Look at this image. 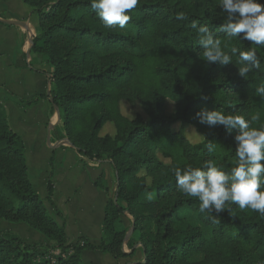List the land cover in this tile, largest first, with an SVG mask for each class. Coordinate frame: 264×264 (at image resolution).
<instances>
[{"label":"trees","instance_id":"obj_1","mask_svg":"<svg viewBox=\"0 0 264 264\" xmlns=\"http://www.w3.org/2000/svg\"><path fill=\"white\" fill-rule=\"evenodd\" d=\"M22 1L38 21L29 51L53 71L49 92L21 103L51 98L70 145L88 159L111 164L116 191L104 206L99 244L84 237L68 243L64 225L48 213L28 178L23 141L0 102V219L23 222L49 241L28 243L0 231V264H81L83 249L128 258L137 244L143 261L124 264H264V216L235 204L226 205L230 214L201 213L198 198L179 190L173 172L212 161L230 173L237 164L235 130L199 123L196 113L202 108L243 115L252 127L264 129V99L256 92L264 85V47L221 31L226 13L219 0H139L123 28L106 27L91 0ZM179 13L187 19L178 20ZM193 22L207 25L221 40L231 63L205 60ZM250 48L260 65L244 79L239 52ZM166 99L174 104L171 112ZM122 101L139 105L147 118L122 115ZM108 123L114 134L100 135ZM186 125L202 135L199 142L185 136ZM157 152L171 163L160 162ZM103 177L104 172L95 185L108 192ZM51 178L52 169L45 200L53 205ZM123 214L134 225L128 239L119 224Z\"/></svg>","mask_w":264,"mask_h":264},{"label":"crops","instance_id":"obj_2","mask_svg":"<svg viewBox=\"0 0 264 264\" xmlns=\"http://www.w3.org/2000/svg\"><path fill=\"white\" fill-rule=\"evenodd\" d=\"M0 18L24 23L22 26H16L0 22V102L5 108L10 127L23 141L28 178L48 213L57 223L64 225L68 243H74L78 238L84 237L97 245L101 238L103 220L100 210H104L106 201L111 196L108 192L99 189L95 182L104 172L110 189L114 173L112 166L110 163L88 159L70 144L60 143L67 137L62 129V121L56 119V111L49 99H42L32 105L21 103L36 94L49 92L53 67L45 63L39 54L29 51L30 41L38 31V21L36 14L28 5L22 0H0ZM50 123L53 125L49 126ZM48 136L49 142H47ZM51 169L53 205L45 200L46 183ZM58 169L63 170V177L66 175L63 180L57 173ZM35 183L38 184L39 189L34 186ZM99 191L105 193L101 202H97ZM75 197L95 200L92 207L96 219L83 220L78 212L79 208H76V212L72 210L70 217L67 216L64 206ZM56 209L60 215H57ZM126 216L128 219L131 217ZM126 216L121 215L120 220H126ZM14 225L20 226V224H5L7 227ZM68 230L73 239L71 235L69 236ZM26 231L32 233L29 228ZM37 242L49 243L47 238H40ZM125 248H123L125 252L130 251L127 246ZM142 258L139 247H136L134 256L128 258H113L99 249H83L80 253L81 264H124L127 261H141Z\"/></svg>","mask_w":264,"mask_h":264},{"label":"clouds","instance_id":"obj_3","mask_svg":"<svg viewBox=\"0 0 264 264\" xmlns=\"http://www.w3.org/2000/svg\"><path fill=\"white\" fill-rule=\"evenodd\" d=\"M139 0H91V7L96 10L106 27L123 28L131 19L128 14ZM219 7L226 13L221 31L230 37L250 41L251 44L264 47V4L260 0H219ZM178 20L187 19L183 13L177 14ZM198 45L203 49V57L209 63L227 65L232 57L221 47V40L214 38L207 25L195 22ZM241 34L242 37H241ZM231 52L235 54L236 48ZM238 68L244 79L253 67H259L260 60L255 48L239 52ZM257 94L264 99V85L256 88ZM199 123L209 127L223 126L231 133L235 130L237 164L228 173L212 161H206L202 167L192 165L173 169L176 183L185 195L198 198L199 211L220 216L227 210L228 204H235L239 209H251L264 216V129L251 126V121L239 114H225L219 110L200 109L196 113ZM252 117L251 120H255ZM209 150L212 145L209 143ZM147 198L152 199L149 193Z\"/></svg>","mask_w":264,"mask_h":264},{"label":"rangeland","instance_id":"obj_4","mask_svg":"<svg viewBox=\"0 0 264 264\" xmlns=\"http://www.w3.org/2000/svg\"><path fill=\"white\" fill-rule=\"evenodd\" d=\"M41 56V55H40ZM42 57V56H41ZM43 59V58H42ZM173 102L170 99H166V107H167V112H171L173 110ZM120 111L122 113V115H124L125 117L128 118H134L137 114L141 115L144 119L147 118L146 114L142 111V109L140 108L139 105H135V106H130L126 101H122L120 103ZM60 119V118H59ZM114 127L111 123L106 124L100 132V135H104V134H110L113 135L114 134ZM184 133L185 136L191 141V143H196L199 142L202 139V135L200 133H197L194 128H192L191 126H184ZM67 139V138H66ZM64 140V144H69L67 142V140ZM156 156L158 158V160L160 162H162L164 165H169L171 163V159L169 157H166L162 154V152H157ZM57 173L60 174L59 177L60 179H64L65 176L63 177V170L62 169H58ZM65 174V173H64ZM102 181L105 182V184L108 187V183H107V179H106V175L104 173V177L102 178ZM34 186L39 189L38 184H34ZM115 191H116V178L115 175L113 173V179H112V184L110 185V189L108 188V193L110 194L111 197H113L115 195ZM105 193L102 191H99L98 193V198H97V202H101L102 198L104 197ZM95 203V200H89V198H84V197H75L73 199L70 200L69 203H67L64 207H65V213L67 214L68 217H70V214L72 212V210L74 212L77 211L76 208H79L78 212L82 215V219L85 220L87 219H91L93 220V218L96 219L95 216V211L93 212V205ZM72 207V209H71ZM101 212V217L103 216V209L100 210ZM98 214V213H97ZM128 214H123V216H126ZM123 222H125L123 225ZM20 224V226L18 225H14L13 227H7L5 226V224ZM93 224V223H92ZM120 226L127 228V233L131 227L132 224V219L130 217V219H128V216H126V220H120ZM17 226V227H16ZM29 228V230L32 232H27L26 229ZM93 230V229H92ZM0 231H9L12 233H16L17 235L23 237L27 242H37L41 239H46L45 236H43L41 233H39L38 231H36L35 229H32L31 227H29L28 225H26L25 223H17V222H8L5 221L3 219H0ZM133 230L131 231V233L128 235L127 239L130 237V235L132 234ZM126 233V234H127ZM68 234L69 236L71 235L70 230H68ZM38 235L40 237H38ZM72 238V235L70 236ZM91 237H93L91 235ZM73 239V238H72ZM126 245L123 246L124 249ZM136 247L140 248V244H137ZM57 251H55V253H57ZM133 257V256H132Z\"/></svg>","mask_w":264,"mask_h":264},{"label":"water","instance_id":"obj_5","mask_svg":"<svg viewBox=\"0 0 264 264\" xmlns=\"http://www.w3.org/2000/svg\"><path fill=\"white\" fill-rule=\"evenodd\" d=\"M0 22L1 23H4V24H7V25H16V26H22L24 23L22 22V21H15V20H8V19H3V18H0ZM31 42V41H30ZM50 100V102L52 101V99L50 98L49 99ZM55 108V111H56V116H57V120L59 119V110H58V108L57 107H54ZM51 125H53V123H50V125L49 126H51ZM48 134H49V129H48ZM67 140V142L70 144V142L68 141V139H66ZM47 142H49V136L47 137ZM64 142V140H62L60 143H63ZM133 227H134V225H133V223L131 224V227H130V229H129V231H128V233L126 234V236H125V239H127V237H128V235L131 233V231L133 230ZM143 261V260H142Z\"/></svg>","mask_w":264,"mask_h":264}]
</instances>
